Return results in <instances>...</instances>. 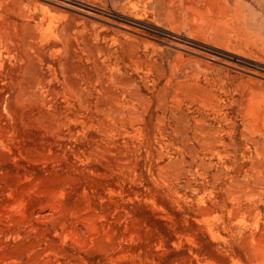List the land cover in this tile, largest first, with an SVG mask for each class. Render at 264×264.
Here are the masks:
<instances>
[{
	"label": "rangeland",
	"instance_id": "1",
	"mask_svg": "<svg viewBox=\"0 0 264 264\" xmlns=\"http://www.w3.org/2000/svg\"><path fill=\"white\" fill-rule=\"evenodd\" d=\"M0 22L68 42L83 88L105 61L120 84L139 89L135 129L128 121V132L94 130L86 156L0 160L3 181L53 173L66 188L49 194L54 205L77 198L87 208L80 218H30L34 225L47 232L66 217L110 242L51 230L64 249L26 244L31 260L7 264H264V0H0ZM3 115L0 126L13 122ZM1 208L0 235L16 219L32 230L27 214Z\"/></svg>",
	"mask_w": 264,
	"mask_h": 264
},
{
	"label": "bare ground",
	"instance_id": "2",
	"mask_svg": "<svg viewBox=\"0 0 264 264\" xmlns=\"http://www.w3.org/2000/svg\"><path fill=\"white\" fill-rule=\"evenodd\" d=\"M236 1L239 2L240 0ZM75 68L73 50L68 42L67 44L58 43L52 39L43 42L38 37H28L24 32H20L17 27L11 29L0 24V78L7 80L6 84L2 85L3 88L0 92V115L5 117L3 115L4 109L13 120L10 123L6 119L7 124L0 126V160L16 152L24 154L27 158L46 154L45 156L55 157L58 160H68L70 152L76 153L78 151L81 154L79 156H86L90 152L88 147H91L96 140L93 135L94 130H98L103 137L104 135L109 137L113 132L120 131L121 127L128 132V121L129 126L135 129L139 120L137 117L138 106L133 103L132 99L139 92L137 85L120 84L113 71L108 69L105 61H103L97 67V77L99 78H90L87 86L83 88L77 79ZM126 102L130 105H126ZM260 136H262L261 133ZM77 143L82 147L77 146ZM257 145L256 148H258ZM29 171L24 170L25 180L21 179L19 174H7L4 181L0 176V208L8 207L9 211L11 208L12 211L15 209L21 214L24 213L25 216L27 214V221L30 222H26L27 227L32 228L33 232L34 229L38 231L35 235H30L27 232L32 230L27 231L25 226L15 223L17 219L13 226L10 227L9 225L10 228L6 229L7 231L1 230L0 261H3L4 264H7L8 259H14L13 261L16 263L17 261L23 262L26 257L31 260L30 254H35V250H32L30 254H25L23 248L26 244L44 241L48 247L64 249L62 243L58 245L53 241L54 239L49 238L51 230L57 231L56 234L65 233L66 236L83 242L87 240L89 242L88 235H92L88 230V234L84 233V236L83 232L86 231L81 229L77 222L76 225L67 223L66 220L69 218L66 217H62L63 221L60 224H51L47 232L43 231L44 228H42L43 226L46 227L47 224L38 223V225H34V221L32 222L30 218L45 220L64 215L80 218L86 214L87 208H84L77 201V198L72 201L67 197L70 201L67 199L60 202L59 200L61 205L55 202V205L59 206L57 209L52 199L54 196L50 197L49 194L51 195L52 191L58 188L56 193L62 196L65 194L66 188L60 182L56 183V181L51 182L49 180V176L53 173L35 176ZM64 177L67 178L68 176ZM59 194L56 195L59 196ZM16 198L20 199V203ZM54 198L57 200L56 196ZM85 206L87 205L85 204ZM55 209L59 210L57 211L59 213ZM91 211L92 213L98 212L96 208L91 209ZM12 216V220H15ZM9 218L10 216H8ZM21 221H23V217ZM57 226L60 227L61 232ZM92 226L94 225L91 224L90 228ZM8 235H12L14 238H23V241H18L20 243L14 241L15 243L11 244V242H7V239H2L9 238ZM95 235L97 237H94L93 232L90 237L91 240H94L95 245L110 242L109 237L108 240L104 238V242L103 236L98 230ZM67 252L65 253L67 254Z\"/></svg>",
	"mask_w": 264,
	"mask_h": 264
}]
</instances>
